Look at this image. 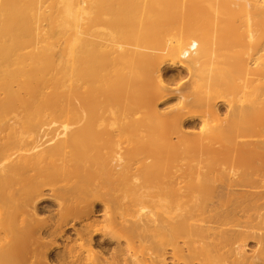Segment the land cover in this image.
Listing matches in <instances>:
<instances>
[{"label":"bare ground","instance_id":"bare-ground-1","mask_svg":"<svg viewBox=\"0 0 264 264\" xmlns=\"http://www.w3.org/2000/svg\"><path fill=\"white\" fill-rule=\"evenodd\" d=\"M263 240L264 0H0V264H264Z\"/></svg>","mask_w":264,"mask_h":264},{"label":"rangeland","instance_id":"rangeland-1","mask_svg":"<svg viewBox=\"0 0 264 264\" xmlns=\"http://www.w3.org/2000/svg\"><path fill=\"white\" fill-rule=\"evenodd\" d=\"M164 74L166 81L170 85L171 88H176V87H181L186 85L185 83L188 81L189 74L187 70L183 67H169L165 66L164 67ZM180 93L171 91L169 92L159 103H158V108L162 112L169 111L175 107L181 106V100H180ZM218 106L220 107L221 110V117L224 118L225 115L227 114V105H225L222 102L218 103ZM200 120L198 118H186L185 120V130L186 131H193V132H199V126H200ZM51 188L48 187L44 190L45 194L51 193ZM47 202H43V204H46ZM43 215H39L41 217H45L47 213L42 212ZM95 218H98L99 220L103 219V216L101 215V212L99 215H95ZM2 219H6V215L2 217ZM74 235H72L73 237ZM258 242V239H255L254 241H250V247L251 249H254L256 246V243ZM264 242V240H263ZM60 247L59 249H63L66 244H73L74 241H68V240H59Z\"/></svg>","mask_w":264,"mask_h":264}]
</instances>
